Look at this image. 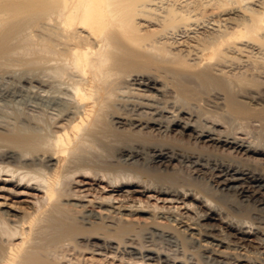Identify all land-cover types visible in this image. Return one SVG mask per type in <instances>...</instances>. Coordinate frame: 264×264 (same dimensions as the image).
<instances>
[{
    "label": "bare ground",
    "instance_id": "6f19581e",
    "mask_svg": "<svg viewBox=\"0 0 264 264\" xmlns=\"http://www.w3.org/2000/svg\"><path fill=\"white\" fill-rule=\"evenodd\" d=\"M12 64L41 91L38 115L0 119V264H58L66 243L255 264L242 251L251 236L264 264V138L232 125L264 122V0H0V69ZM175 161L214 194L136 167ZM21 187L42 195L21 204Z\"/></svg>",
    "mask_w": 264,
    "mask_h": 264
},
{
    "label": "rangeland",
    "instance_id": "374dc122",
    "mask_svg": "<svg viewBox=\"0 0 264 264\" xmlns=\"http://www.w3.org/2000/svg\"><path fill=\"white\" fill-rule=\"evenodd\" d=\"M184 39H186V37L183 35L182 40H184ZM13 65H15V66H13ZM21 66L22 65H20L21 70H24V69H22L23 66L22 67ZM7 67L8 68H6V69L4 67V71H3V69H0L1 71H3L2 72L3 74L0 73V89L2 91V94L0 92V115H1L0 119L3 120L2 122L4 124H7V121L10 118L12 120H14L12 118V116L14 114H18V113L23 112V111H28L31 114L32 113L37 114L38 110H35L36 112L33 110L31 111V108H34L32 106V105H34V102L30 101V100H32V99L34 100L38 96V92L41 91V89L39 90L38 86H32V87H34L33 89L30 88L31 86L28 83H26V78L29 77L30 74H29V76H27V74H25L24 71H23V73H24L23 74L22 71L20 70V68H17V64H12V65L7 66ZM18 67H19V64H18ZM12 68H14V69H12ZM238 69H240V68H237L235 71L238 72L239 71ZM31 75H33V74H31ZM30 77H37V75L34 74L33 76H30ZM18 79H19V81H18ZM259 79H263V78L259 77ZM20 81H22V82H20ZM20 83H21V86H20ZM22 83H23L24 87H23ZM33 83H35V82H33ZM13 85H14V87H13ZM15 85H16V89H15ZM35 85H37V83ZM7 86H9V88ZM262 87L257 88V91L264 93V87L263 88ZM19 89H20V91H19ZM32 90H33V92H32ZM28 91L31 95L28 93ZM13 92L15 93V96L12 94ZM35 92H37V93H35ZM18 93H19V95H18ZM29 97L31 99H29ZM20 99H22V100H20ZM21 102H22V104H21ZM24 106H26V107L24 108ZM27 106H29V108ZM26 108H28V109H26ZM11 119H10V121H12ZM241 120L244 122L246 120L245 123L242 122V124H243L242 126L240 124L241 122H239L240 118L238 121L236 120L237 125L235 124L236 123L235 120H233L234 122L232 121V125H233L234 130H236L237 132H243V133L244 132L245 133L251 132V134L258 136L259 138H264V126H263L264 122H259L260 123L259 124L258 121L255 122L251 119H244V120L241 119ZM66 121H67L66 119H58V122L56 120V122H57L56 126H61L64 123H66ZM239 135H241V134L239 133ZM184 141L187 142V140H184ZM185 144H188V143H185ZM224 152L226 153L227 151L220 150V151H214L213 153L223 155ZM227 155L231 156L234 154L227 153ZM242 161L244 163L249 162L253 166H256V167L261 166V163H260L261 160L255 159V161L252 160L253 162L248 161V160H242ZM137 163L140 164L139 166H136V167H140L141 177L143 179H146L145 177H149V175H152V176H154V175L155 176L156 175L162 176L163 175L168 180H169V178H171L170 180L177 182L179 185L189 183L191 185L197 186L198 188H200L206 192L212 193V191H213L212 194H214V192H215L214 189L212 190L213 187L210 185L209 179H207V175H205V177H203V178L202 177H200V178L196 177L193 174V172L191 171V169L186 164L181 165V164H178L177 161H175L173 163L172 167L169 169V171H166V170H163V168L158 166V165L143 163V162H141V163L137 162ZM84 180L86 182L89 181V179H84ZM85 187H88V185H85ZM6 188L15 189V187L10 185V184H7ZM19 190H20L19 192H21L23 195H18V196H16L15 199H18V201H21V204H28V201H34L35 198H38L39 196L42 195L37 190L28 189L25 187H21ZM149 195H151V193L147 194V196H149ZM220 195L221 194H219V193H218V195H216V196H219L220 202L226 203V204H228V206L230 205L233 209H235L234 211L236 213L239 211L236 207L233 206V201H237V198H235L233 196L232 197H226V196L224 197V195H223V197H221ZM136 196L139 197V195H136ZM144 198H146V197H144ZM153 201L154 200H152V202ZM244 204L245 205L242 207L243 211L251 210V207H249L250 205H247L248 203H244ZM257 212L258 213L254 214V216L255 217L257 216L256 219L258 221L261 220L262 223H260V224L264 225V209L262 211L258 210ZM259 215H261L260 219H259ZM172 228H175V227H169V229H172ZM177 235H178V237L180 236V234H178V233H177ZM195 237L198 238V236H196V235H195ZM150 240L155 241V244H156L157 248H159L160 251L168 253V251L173 252V250H175V245L174 244L171 245L170 243H168V238L160 235L158 232L153 233ZM250 240H251L250 242H246V245L248 246L247 247L248 251H246L245 249H243L242 251H245V254H247L249 257L253 256V257H250V258H252L250 261L253 260L252 263L256 264L255 260L257 261L259 258L258 257L256 258V256H258V254L256 253V255H255V252L260 250V248H259L260 246L256 244V239L253 236L250 237ZM16 242H19V240H16ZM238 250H241V249H238ZM224 251L233 252V251H230L229 248L226 250L224 249ZM234 252H235V254L237 253L236 251H234ZM52 256H53V258H58V260H59L58 264H159L155 260H144L143 261V260H139V259H133L132 257H130L128 255H124L121 252H114L111 250H95L94 251V250H90V249H80L79 247L77 248L73 243H70V244L66 243L65 247H62L61 249H59L56 252H53ZM248 256H247V258H249ZM162 264H165V263H162Z\"/></svg>",
    "mask_w": 264,
    "mask_h": 264
}]
</instances>
